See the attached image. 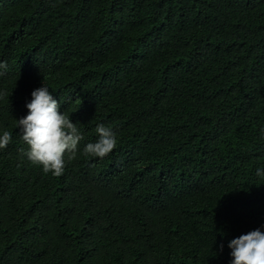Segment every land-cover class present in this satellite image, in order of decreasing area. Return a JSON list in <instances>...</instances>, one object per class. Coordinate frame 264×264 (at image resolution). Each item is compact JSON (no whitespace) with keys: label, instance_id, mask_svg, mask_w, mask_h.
Masks as SVG:
<instances>
[{"label":"trees","instance_id":"trees-1","mask_svg":"<svg viewBox=\"0 0 264 264\" xmlns=\"http://www.w3.org/2000/svg\"><path fill=\"white\" fill-rule=\"evenodd\" d=\"M0 61V264H229L264 225V0H0ZM42 83L83 135L60 175L16 128Z\"/></svg>","mask_w":264,"mask_h":264},{"label":"clouds","instance_id":"clouds-1","mask_svg":"<svg viewBox=\"0 0 264 264\" xmlns=\"http://www.w3.org/2000/svg\"><path fill=\"white\" fill-rule=\"evenodd\" d=\"M6 67L0 61V69ZM27 112L17 118L16 128L28 148L24 155L44 173L60 175L64 171L66 156L74 158L83 139L81 131L70 117L63 113L58 99L45 85L34 88L25 102ZM97 139L84 145L82 152L91 157L103 158L114 149L117 137L112 128L98 124ZM264 135V129H261ZM8 131H0V149L10 143ZM256 175L264 177V168L257 167ZM264 225L233 237L227 242L231 257L229 264H264ZM223 243L220 249L223 250Z\"/></svg>","mask_w":264,"mask_h":264}]
</instances>
